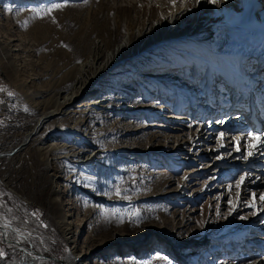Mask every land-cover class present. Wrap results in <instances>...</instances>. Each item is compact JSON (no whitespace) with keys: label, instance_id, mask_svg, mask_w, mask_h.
<instances>
[{"label":"rangeland","instance_id":"rangeland-1","mask_svg":"<svg viewBox=\"0 0 264 264\" xmlns=\"http://www.w3.org/2000/svg\"><path fill=\"white\" fill-rule=\"evenodd\" d=\"M54 4L65 6L43 18L36 14ZM144 5L139 0H0V211L14 214L10 219L34 235L30 247L47 253L46 264H63L72 251L82 255L83 264H190L187 255L208 238L213 243L203 248L207 252L197 264H227L224 255L234 250L241 258L237 264H264L258 248L264 247V208L250 207L264 194V179L260 187H237L246 171H238L246 149L239 161L224 162L219 159L229 160L234 149L230 140L228 151L209 154L210 159L199 150L191 154L190 148L176 153L175 143L166 148L168 140L182 135L173 131L182 130V123L174 125L168 117L193 116L183 124L191 126L205 119L206 110H195L194 94L184 96L183 85H172L170 79L157 82L153 70L178 69L175 78L196 86L195 93L198 84L189 82L201 69L196 53L186 58L168 47L157 51L160 57L150 52L136 59L138 53L132 52L129 63L115 64L111 76H101L100 87L91 90L95 97L86 96L84 89L72 108H65L66 115L51 119L8 156L33 133L43 113L64 103L82 65L106 52L105 42L117 47L127 21L136 28L143 23ZM255 18L262 23L261 14ZM136 41L132 35L131 48ZM161 56H168L164 64L156 61ZM95 74L90 70L88 77L93 80ZM160 98H173V103L154 106ZM93 99L107 102L103 108L80 107ZM160 107L167 113H157ZM256 169L251 174L257 176ZM180 226H185L181 238L174 240L173 227ZM206 248L218 250L212 254ZM22 254L0 238V264Z\"/></svg>","mask_w":264,"mask_h":264},{"label":"bare ground","instance_id":"bare-ground-1","mask_svg":"<svg viewBox=\"0 0 264 264\" xmlns=\"http://www.w3.org/2000/svg\"><path fill=\"white\" fill-rule=\"evenodd\" d=\"M139 1L140 3L145 4L142 6L144 7L142 13L145 14L146 17L143 23L140 24L138 28H136L133 26V24H135L134 22L132 24L131 21H127V24L123 27L124 29L122 28V42L117 47H111V41L105 42L106 45L104 43V46L106 48V52H103L98 57L87 62L85 65H82V69L80 68V75L74 78L73 84L71 82L72 89L70 93L64 97V103L57 104L54 110L43 113V115L38 120V125L33 133L27 135L23 141V144L18 149L11 151L8 156L16 153L22 149L23 146L27 145L30 140L43 128V126L50 122L51 119L57 116L66 115L65 108L71 109L78 95L84 89L87 91L86 96L89 95L88 97H95L96 92L94 93L91 90L100 87L101 76L104 73H106V76H111V67L115 64H117V67H123L129 63V56L132 52L138 53V57L136 59H140L150 52H157L161 49L173 47L179 49L181 54L186 58H191L194 53L197 54L198 57H196V59L198 60V64L201 66V69L198 70L196 77L189 82L190 84H193L194 82L198 84L197 92L194 93V88H196V86H187V81L185 79L178 80L175 78V74H177L176 71L178 69H155L153 70V72L156 74L155 80L157 82H163L165 79H170V83L172 85H183L184 87L182 88V94L184 96L187 94L193 96L194 94L192 105L195 107V109L196 104H194V102L197 104H211L214 108H209L208 111L206 110V114L204 116L205 119L196 124L198 129L195 133H192L193 128L196 126L194 123H192L191 126L183 125L185 123L188 124V122H192L194 120L193 116H191V118L188 120L183 118L179 119L176 117H168L167 119L170 120V123L174 125L177 122L182 123L180 126L182 127V130H173L176 132H182V135L174 136L176 142L168 140L166 148H169L170 143H175L177 145L175 150L176 153H184V148H190L189 152L191 154L199 150L202 158L210 159V155L215 154L217 151H228L230 149L228 140H230V144L234 145V149L231 153V158L233 160L231 158L229 160L220 158L219 160L224 162H233L235 158H237V162L243 155V151L245 149L247 154L249 151H253L252 160H250L251 162L248 164L246 158L243 161L244 163L238 167V171L246 170L244 171L245 173L243 172L245 180L242 185L244 188L255 185L260 187L264 182V170L261 169V167H259L260 169L257 167L258 165L262 164L260 160L264 158L262 154L259 155L260 152H264V144H259V141L257 140H250L248 134H256L254 130H252L251 125L258 123L256 122V119L258 118V112L262 101H260V98L257 96V94L254 95V98L257 99V101H255L253 104L254 114L252 115L250 114L248 107H244L241 103H235V100L232 101L230 96H227L226 91H228L230 87L228 83L230 81H234L232 74H238V69L241 68L240 64L243 63V68H246L244 70L247 71V74H249V72L250 74L249 77L240 74L239 75L242 77L243 81H250L248 84L249 87H251V82L254 80V78H257L256 82H259V86L261 85L259 94L264 97V77H262V74H264V0H216V3H212L211 1L209 3L207 0ZM209 4L210 7L207 9V5ZM257 13L262 15V23L258 20H255ZM152 16L154 19L150 20V17ZM113 26H115V24ZM107 35L110 38L112 36V32L107 33ZM132 35H135L137 39V44L134 48H131ZM15 41L16 40H13V42ZM2 52L0 51V53ZM204 65H206V69L203 68ZM90 70H95L96 72L95 78L93 80V75L88 77ZM96 76L98 77L96 78ZM260 77L262 78L259 79ZM203 97L207 99L203 101ZM212 99L214 102H212ZM158 100L159 103L153 104L154 106L162 104L170 107L173 103V98L167 102L163 101L162 98ZM188 101L189 100L186 99V102ZM106 102L107 101L105 100L98 101L93 99L87 104L88 106L81 105L80 107H102V104ZM223 106L225 110L221 109ZM230 106H233L230 108L231 111L228 110V107ZM160 111L162 113L166 112L167 110H164L163 107H160L157 113ZM225 111L230 115L227 116ZM70 113L73 112L69 111L68 114ZM174 113L186 114L187 111L175 110ZM223 113L224 116L222 117ZM232 113L237 114L232 116ZM199 117H201V114ZM225 117H230L231 119H225ZM262 125L264 126V123ZM187 129L191 131L187 132ZM236 130L239 132L238 135L234 136L230 134L231 131ZM221 133H223V140L220 138ZM212 144L217 145L215 147H208ZM256 144H259V147L253 150L251 146ZM82 161H85V159ZM254 168H257L256 172L259 173L257 176L251 174ZM252 180L255 181L252 182ZM261 180H263V182L259 183ZM231 187L228 185L225 188L230 192ZM252 193L253 195H257V192L253 191ZM179 194L182 195V192L180 191ZM243 194L245 193L242 192V195ZM222 196L225 197V195ZM3 208L4 205L0 201V210ZM259 208H264V201L260 199L257 200L256 203V209ZM219 211L221 212V208ZM261 213L263 212L256 214ZM13 215L12 213L9 214L10 217ZM10 217L5 216L3 212L0 211V238L9 248L21 251L23 254L16 260L8 262L7 264L49 263L48 257L44 256L45 254L47 255V253L44 255L42 253L40 254L34 249V247H30L31 238L34 235L24 226L19 227L17 221L10 219ZM5 224H7L8 227H4ZM184 227L185 226L173 227L171 236L174 240L181 238V230H183ZM10 231L14 232L17 239L12 237ZM155 236V234H152L151 239L155 238ZM262 241H264V239ZM211 242L212 239L208 238L206 245H209ZM223 243L224 242H221V244ZM250 244L252 246H256L253 242ZM206 245H200L187 255L190 257V264H197V262L201 261L202 255L207 252H202L203 248L207 247ZM123 247L126 248L127 244H125ZM240 247L241 246H239V248ZM222 248H224V246H222ZM258 248L264 253L263 246L258 245ZM73 250L75 252V248ZM209 250H211L210 253L213 254L218 249ZM224 251L225 250H222V252ZM236 251L234 250L231 255H224L228 260L227 264H237V262L241 261V258H239L234 253ZM257 252H254L252 255L249 253L248 256L252 257ZM74 254L72 251V253L67 258H65L62 263L83 264V261H81L82 255L75 256ZM184 264L187 263L184 262ZM250 264H256V261H253Z\"/></svg>","mask_w":264,"mask_h":264},{"label":"snow or ice","instance_id":"snow-or-ice-1","mask_svg":"<svg viewBox=\"0 0 264 264\" xmlns=\"http://www.w3.org/2000/svg\"><path fill=\"white\" fill-rule=\"evenodd\" d=\"M85 2H87V0H85ZM212 3H216V0H211ZM65 5H62V4H54L52 5L51 7L49 8H46V9H41L39 10L36 14L38 16H41V18H43V15H47V14H50L51 12H53L54 10L56 9H61L63 8ZM43 14V15H42ZM11 95V93H9ZM248 137L250 140H257L259 141V144H264V137H261V136H257L256 134L254 133H249L248 134ZM220 138L221 140H223V133L220 134ZM259 144H256V145H252V149L255 150L256 148L259 147ZM239 150V149H237ZM249 155H252L253 154V151H249L248 153ZM220 157H217V159H219ZM185 179H187V177H185ZM244 180H245V177L244 176H241L238 183H237V187H240L243 183H244ZM121 193L119 192V190H117L115 192V195L119 196ZM253 199H255V196H253ZM260 200L264 201V195L260 196ZM250 207L252 208H255L256 205L255 203L251 204ZM33 215H36L35 213H33ZM4 227H8L7 224L4 225ZM46 227V226H45Z\"/></svg>","mask_w":264,"mask_h":264}]
</instances>
